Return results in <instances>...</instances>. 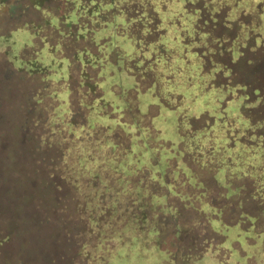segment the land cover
Returning a JSON list of instances; mask_svg holds the SVG:
<instances>
[{
    "label": "rangeland",
    "instance_id": "1",
    "mask_svg": "<svg viewBox=\"0 0 264 264\" xmlns=\"http://www.w3.org/2000/svg\"><path fill=\"white\" fill-rule=\"evenodd\" d=\"M74 1L0 0V46L8 48L0 51V238L7 237L0 264H108L116 255L121 264H264V90L253 92L260 75L199 72L195 43L183 45L181 28L163 20L156 34L141 18L123 27L124 16L135 17L127 4L92 0L80 5L89 27L76 34L104 42L102 61L85 67L90 82L80 81L73 64L65 73L63 57L85 41L65 25L54 28ZM255 3L237 0L230 16ZM95 7L104 11L96 15ZM97 16L102 30L91 33ZM10 32L16 39H1ZM139 45L153 58L138 66L130 54ZM34 51L50 78L11 68ZM99 96L117 121H104L109 130L90 109ZM71 119L75 128H64ZM87 120L88 135L86 127L70 133ZM61 135L71 140L61 145ZM80 146L104 162L86 160ZM63 153L72 182L49 177L61 170ZM129 157L132 170L122 172ZM107 162L118 166L98 170Z\"/></svg>",
    "mask_w": 264,
    "mask_h": 264
},
{
    "label": "trees",
    "instance_id": "2",
    "mask_svg": "<svg viewBox=\"0 0 264 264\" xmlns=\"http://www.w3.org/2000/svg\"><path fill=\"white\" fill-rule=\"evenodd\" d=\"M31 5L34 7H39L40 4L44 0H31ZM92 0H75L74 2L70 3L72 7H70V11L67 10L66 13H61V15L56 16V20H58V25L54 26V28H57L59 30V24L65 25L66 27H69L68 30H70V36H77L78 29H84L86 26L85 23L82 22V19L87 16L86 13H83V10L81 9V4H85L87 6L91 5ZM114 0H105L101 5H107L106 3H114ZM119 3H125L127 6H129L132 11H134L133 16H128L120 21L123 23V27L127 25V22L129 21H135L137 18H141L144 20L145 24L149 25L150 23H154V29L152 30L157 34V28H159V21L163 20H169V24L177 26V28L181 32H179L180 40L182 41L183 45L187 42L190 44L191 41H194L195 45L192 47L190 46V51L195 52L199 54V58L201 59L200 65L198 66L199 72H208L212 70L213 73L212 76H223L231 71L233 68L236 69H248L251 74L256 75L258 77L259 75V81H263V84H257L255 90L253 89V92L255 94H258L260 90H264V37L259 33L257 27L260 24V19H262V15L264 13V0H257V3H255L248 12L239 11V13H236L235 16H230L232 8L236 6L237 0H116ZM242 1V0H241ZM98 3V2H97ZM109 4V5H110ZM180 4V6H178ZM108 5V6H109ZM95 7L94 11L92 13L99 14L101 11H104L103 9L101 11H98ZM120 11V10H119ZM74 15V18L76 19V22L73 23L70 21V15ZM95 15V16H96ZM117 15L116 13L114 14ZM119 16V15H117ZM186 16V21L181 22L182 18ZM264 16V15H263ZM262 17V18H261ZM74 18L71 20L74 21ZM230 18V20H229ZM98 16L96 19H94V29L90 30L91 33H96L97 31H101V18L98 21ZM127 21V22H126ZM154 21V22H153ZM184 23V25H182ZM98 24L100 26H98ZM37 26V25H36ZM32 28V26H30ZM34 27V26H33ZM39 27V26H37ZM100 28V29H99ZM187 29V35L184 34L185 30ZM72 30V31H71ZM21 31V29H17V32ZM111 31L116 32V24H112ZM145 31H149V28L147 26L145 27ZM17 32L12 33L10 32L6 36H1V39L3 40H11V38L16 39ZM108 32V31H106ZM84 32L79 33V37L82 38ZM90 34V33H89ZM79 40H83L80 39ZM88 37L87 41H85V45L82 49L78 48L74 50V54L71 55V59L69 60V57H63L67 59V69L65 73L67 72L68 75L71 72V64H73L76 67V70L78 72V78L80 81H87L86 73H85V67L90 66L93 64V66H97L99 62L102 61L101 49L100 47L103 46V41L101 40L95 41V38ZM57 45V44H56ZM55 45V46H56ZM47 47L48 51H53L54 47L52 45H45ZM88 48L94 49V53L90 54L89 59H83L81 61V54H87L89 51ZM194 48V49H192ZM134 53L130 54V56L133 57V60L137 59L138 61H134V63H137L138 66L141 63V61L145 60L148 61L151 60L153 56L149 53V51L142 50L140 45L133 48ZM8 48L0 46V51L3 52V55L5 56L6 51ZM236 50V51H235ZM160 51H158L159 53ZM37 54V51H34L32 55H34L33 58L30 60H18L19 61V68H15L11 65V68L15 70L18 73L25 74L30 76V74H39L40 78H50L49 76L50 72L49 64L45 62L37 63L35 55ZM141 58V59H139ZM7 59V57H6ZM62 58H54L56 62H59ZM223 60V62H222ZM10 64L11 62L7 60ZM73 61V63H71ZM79 62V63H78ZM83 66V67H81ZM55 69V67H54ZM70 71V72H69ZM55 80L63 79L59 74L54 75ZM258 81V78L256 79ZM263 87V89H262ZM89 90L93 92V90H96V84L93 83L91 87H89ZM259 94V95H260ZM263 98V99H262ZM260 100V104L264 101V96L260 95L258 97ZM39 101V99H38ZM95 102L93 106L90 107V109L94 110L93 107L97 109V118L103 119L100 121L98 126L106 127L104 126L106 120L111 121L113 118L110 117L111 113L106 112L107 103H105L102 98L96 97L93 99ZM258 101V100H254ZM253 103V102H252ZM248 103V105L252 104ZM97 105V107L95 106ZM100 111L102 114L100 115ZM91 118V117H90ZM89 118V119H90ZM246 122L250 123V120L248 118H245ZM93 122V118L90 119ZM90 121V122H91ZM115 123L117 121L113 120ZM92 123L89 125L88 120L86 125L84 126L83 123L80 124L78 127L79 130L73 129L70 131V133L74 134V131L76 133L80 131H84V127L87 128L86 134L88 135L90 132L88 130H92ZM257 122H252L249 127L253 128L254 124ZM258 124V123H257ZM256 124V125H257ZM255 125V127H256ZM62 126L65 128H75L74 120L71 119L67 124L63 123ZM109 126V125H107ZM254 127V128H255ZM109 130V127H106ZM154 128V127H153ZM63 130V129H62ZM57 129V133L61 134L60 131ZM246 130H249L247 128ZM147 132L146 129L143 130ZM71 136H63L61 135V145H63L66 141H70ZM89 137V136H88ZM108 136L104 137V141L109 143ZM58 139V138H56ZM58 141V140H57ZM234 141V140H233ZM78 143L82 142V140H77ZM85 142L87 141V138L85 137ZM228 142V141H227ZM226 143V142H225ZM88 144V143H86ZM81 145V144H80ZM229 146V144L227 143ZM79 146V145H78ZM84 146H80L79 148L82 149V157L84 155V158L88 161H93L94 164L99 166L103 159L98 160L94 157V155L89 151L83 148ZM231 147V145H230ZM233 148V147H232ZM132 153V151L127 152V155L129 156ZM66 155L61 157V170L55 173H50L49 177L50 179L54 178L53 180H63L65 182L69 181L72 182L70 178V174L74 173V170H71V164L68 162L66 163L65 159ZM80 164L82 163V159L79 158ZM126 161L129 164H126ZM131 162H133V159L129 157L127 160L124 158L121 162L120 167L121 171L122 169H125L126 172L131 169V165H133ZM107 164V165H106ZM101 168H97L98 170L102 171L105 168L109 166L111 170L116 169L118 165L116 163L107 162ZM123 172V171H122ZM75 174V173H74ZM84 174V173H83ZM122 180V178H120ZM53 181V182H54ZM89 184V183H88ZM258 186H264L261 183H259ZM259 188V187H258ZM251 196V195H250ZM7 239L6 236H3L0 238V244L5 242ZM118 256H114L112 259L109 260L108 264H121L117 260ZM111 261V262H110Z\"/></svg>",
    "mask_w": 264,
    "mask_h": 264
}]
</instances>
